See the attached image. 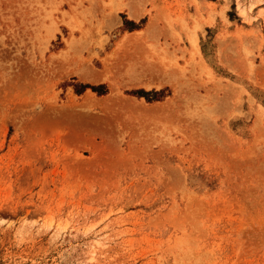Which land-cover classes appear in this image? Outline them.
<instances>
[{
	"label": "rangeland",
	"instance_id": "374dc122",
	"mask_svg": "<svg viewBox=\"0 0 264 264\" xmlns=\"http://www.w3.org/2000/svg\"><path fill=\"white\" fill-rule=\"evenodd\" d=\"M0 264H264V0H0Z\"/></svg>",
	"mask_w": 264,
	"mask_h": 264
},
{
	"label": "bare ground",
	"instance_id": "6f19581e",
	"mask_svg": "<svg viewBox=\"0 0 264 264\" xmlns=\"http://www.w3.org/2000/svg\"><path fill=\"white\" fill-rule=\"evenodd\" d=\"M149 29V28H148ZM190 40H191V43L194 45V42H195V40H194V38H190ZM153 63H155V62H153ZM157 67V66H156Z\"/></svg>",
	"mask_w": 264,
	"mask_h": 264
},
{
	"label": "trees",
	"instance_id": "16d2710c",
	"mask_svg": "<svg viewBox=\"0 0 264 264\" xmlns=\"http://www.w3.org/2000/svg\"><path fill=\"white\" fill-rule=\"evenodd\" d=\"M92 88H94V87H92Z\"/></svg>",
	"mask_w": 264,
	"mask_h": 264
}]
</instances>
